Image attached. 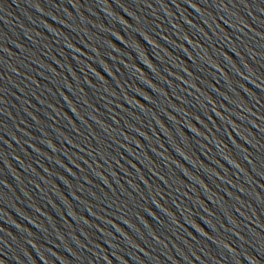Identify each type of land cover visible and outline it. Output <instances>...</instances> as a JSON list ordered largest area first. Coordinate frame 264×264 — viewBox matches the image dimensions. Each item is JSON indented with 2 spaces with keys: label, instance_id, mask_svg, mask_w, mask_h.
Returning a JSON list of instances; mask_svg holds the SVG:
<instances>
[{
  "label": "water",
  "instance_id": "95a60500",
  "mask_svg": "<svg viewBox=\"0 0 264 264\" xmlns=\"http://www.w3.org/2000/svg\"><path fill=\"white\" fill-rule=\"evenodd\" d=\"M0 264H264V0H0Z\"/></svg>",
  "mask_w": 264,
  "mask_h": 264
}]
</instances>
